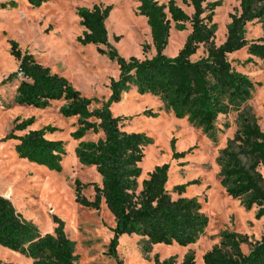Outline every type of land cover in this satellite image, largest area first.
<instances>
[{
    "label": "trees",
    "instance_id": "1",
    "mask_svg": "<svg viewBox=\"0 0 264 264\" xmlns=\"http://www.w3.org/2000/svg\"><path fill=\"white\" fill-rule=\"evenodd\" d=\"M39 7L48 0H28ZM193 9L188 13L178 2ZM139 13L147 18L156 54L139 58L122 56L110 42L106 21L113 5L94 4L80 7L78 36L81 44H95L99 51L117 61L118 79L111 80L110 102L119 101L132 86L141 93L159 96L168 110L203 128L217 139V120L252 97L255 84L237 70L229 54L247 48L248 53L264 59V34L256 39L246 37V26L254 20L264 22V0H240L237 12L231 15L224 42H215L218 24L215 10L222 0H139ZM16 5V1H11ZM191 23V32L174 57L164 51L169 43L173 24L184 29ZM10 52L19 62L18 69L7 80L19 77L15 103L46 107L54 99H65L64 115L78 116L76 138L88 130L103 135L97 140H81L76 152L86 165H95L102 175V185H95V198L82 194L78 180L76 200L82 205L100 208L102 199L115 217L111 250L115 253L120 236L139 234L151 245L195 243L206 231L207 216L195 197H187L185 184H177L173 197L167 188L170 164L156 165L141 182L140 163L144 148L153 138L143 131L128 132L123 128L125 116H116L106 103L91 108L94 98L82 94L71 81L40 62L28 49L22 50L17 40L10 39ZM205 55L192 59L200 46ZM252 60V58L248 59ZM4 81V82H6ZM151 112V111H150ZM34 117H17L14 127L3 140H13L20 159L36 162L50 170L61 171L66 154V142L49 138L58 129L53 124L32 129ZM224 131V129H220ZM184 153L174 152L178 158ZM221 183L229 196L239 199L247 208H256V217H264V130L254 116H244L233 138L220 151ZM54 232L42 234L39 228L24 219L9 199L0 194V243L19 250L32 258V264H78L76 243L65 231V221L54 215ZM248 237L236 231H226L222 239L203 255L204 264H264V237L251 242L249 252L242 244ZM13 264V263H9ZM121 264V262H119ZM155 264H177L176 257L155 258ZM180 264H198L195 253L185 254Z\"/></svg>",
    "mask_w": 264,
    "mask_h": 264
},
{
    "label": "rangeland",
    "instance_id": "2",
    "mask_svg": "<svg viewBox=\"0 0 264 264\" xmlns=\"http://www.w3.org/2000/svg\"><path fill=\"white\" fill-rule=\"evenodd\" d=\"M0 0V194L7 196L16 211L36 225L42 234L54 232V215L65 221L67 235L76 243L78 264H155V258L176 257L180 264L186 253H195L198 264H204L203 255L222 239L226 231H236L248 237L242 244L249 252L251 242L264 237V217H256V208H245L239 199L229 196L221 183L220 151L233 138L244 116H254L264 130V59L248 53L247 48L229 54L233 66L249 76L255 87L252 97L217 120V139L202 127L168 110L165 102L152 93H141L132 86L119 101L110 102L112 79L120 76L117 61L99 51L95 44H81L78 36L84 27L80 24L78 8L94 4L113 5L106 24L110 42L119 53L129 59L152 57L156 49L152 42L147 18L138 10L139 0H48L36 7L28 0ZM167 2L168 0H159ZM192 14L193 9L178 2ZM240 0H222L215 10L218 24L215 42L226 39L231 15L239 10ZM173 24L169 43L164 53L174 57L183 47L191 32V23L184 29ZM246 37L256 39L264 34V22L254 20L246 26ZM10 39L17 40L22 50H30L53 72L65 75L83 95L94 98L91 108L106 103L116 116H125L123 128L128 132L143 131L153 138L144 148L140 163L141 182L156 165L169 163L168 190L185 184L187 197H195L202 204L208 218L206 231L190 245L177 243L149 244L139 234L120 236L115 253L111 250L116 225L115 217L102 199L100 208L82 205L76 200L75 187L79 180L82 194L95 198V185H102V175L95 165L83 164L76 149L81 140H97L103 134L87 131L81 138L78 116L61 112L65 99H54L46 107L15 103L19 77L7 79L18 69L19 62L11 54ZM207 52L202 44L192 59ZM252 58V60H248ZM6 81V82H4ZM151 111V112H150ZM17 117H34V129L53 124L58 129L48 136L66 142V154L61 171L20 159L13 140H3L12 131ZM220 129H224L221 131ZM184 153L175 158L174 152ZM32 264L27 254L0 243V264Z\"/></svg>",
    "mask_w": 264,
    "mask_h": 264
},
{
    "label": "crops",
    "instance_id": "3",
    "mask_svg": "<svg viewBox=\"0 0 264 264\" xmlns=\"http://www.w3.org/2000/svg\"><path fill=\"white\" fill-rule=\"evenodd\" d=\"M32 129H34L33 127H31ZM7 197V196H6Z\"/></svg>",
    "mask_w": 264,
    "mask_h": 264
}]
</instances>
